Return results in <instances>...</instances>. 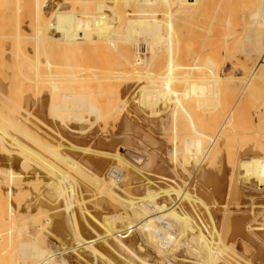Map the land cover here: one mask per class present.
<instances>
[{
  "label": "bare ground",
  "instance_id": "bare-ground-1",
  "mask_svg": "<svg viewBox=\"0 0 264 264\" xmlns=\"http://www.w3.org/2000/svg\"><path fill=\"white\" fill-rule=\"evenodd\" d=\"M103 49L110 51L115 59L111 76L97 74ZM102 79L112 80L119 94L132 100L130 105L121 99L112 110L118 115L119 110L121 113L130 106L126 109L129 120L126 118L128 123L124 122L118 142L126 139L122 135L132 128L138 110L153 114L155 119L165 112L173 118L181 113L192 129V140L187 142L186 156L179 166L165 162L164 145H159L149 149L144 172V167H140L144 156L130 150L129 138L120 142L127 149L101 158V164L107 167L97 179V193L108 199V202L102 200L103 203L110 200L122 210L113 217L105 213V218L95 223L88 219L94 216L81 206L85 201L74 192L79 188L82 192L81 182L79 185L76 181L84 172L78 173L77 179L78 175L71 177L72 173L66 172L40 173L45 176L43 186L47 188L42 189L47 196L51 185L57 187L59 180L61 183L68 175L65 181L68 192H63L67 203L57 206L60 212L53 213V225L59 231L69 232L68 238L81 247V254L74 256L76 262L85 257L82 253L89 252L90 258H94L90 264H127L128 261L131 264L133 257L131 262L125 260L124 247L145 243L147 250L133 258L138 263H150L153 255L152 263L159 264L164 257L175 259L180 253L202 264H264V0H0V96L2 88L25 91V95L26 90H44L40 101L44 105L62 88L81 86L90 90ZM217 80H224L227 100L214 114L211 100ZM13 95L9 101L17 103ZM63 100L72 106V111L82 102L69 96ZM87 107L76 112L87 111L88 115L78 114L75 118L73 115L71 120L89 122V115L97 111L92 105ZM63 118L62 121L66 120ZM100 118L97 115L95 120ZM75 126L66 124L62 132L78 138L81 131ZM1 131L2 135L7 134ZM113 159L118 165L108 164ZM219 180L227 181L226 186H216L221 184ZM141 184L143 187L138 189ZM249 186L259 194L247 191L245 187ZM209 187L217 193L209 192ZM57 188L62 192L60 189L67 187ZM7 192L5 196L11 197L19 195L21 190L17 189V194ZM41 193L36 195L43 203L45 194L40 200ZM174 198L179 200L180 205L176 203L179 211L174 208ZM227 198L232 201L214 202ZM48 202L50 206L52 202ZM37 203L36 200V204L35 201L24 204L36 210L41 204ZM75 204L77 211L73 208ZM23 210L20 213L25 215L34 212ZM113 221L120 225L111 226ZM129 231L133 233L130 235ZM37 246L24 242L20 245V264H57L56 259L69 264L59 253Z\"/></svg>",
  "mask_w": 264,
  "mask_h": 264
},
{
  "label": "rangeland",
  "instance_id": "rangeland-1",
  "mask_svg": "<svg viewBox=\"0 0 264 264\" xmlns=\"http://www.w3.org/2000/svg\"><path fill=\"white\" fill-rule=\"evenodd\" d=\"M101 54H102V60L98 61L99 64L101 63V67H100L97 74H98V76H106V75L111 76L113 74V69L115 66V59L112 57V53H110V51H107L105 49L102 50ZM29 90H31V89H29ZM33 90H35V89H33ZM6 91H9V90L2 88L1 89V96H0V106H1L0 107V114H1L0 115L1 116L0 121L2 120V123L0 122V125H1V127L6 128V129H2L0 127V138H2V139H0V141H1L0 142V172L2 171L0 173V193L5 192L6 188H8L10 186L14 187V189L18 187L17 188L18 191L20 192V190H21V192H20V194H19L20 196H19L15 192L17 189L12 190V188L10 187L9 188L10 190H8V189L6 190V192L11 191V192H14L17 194V195H15L13 193V195H15V196H11V197L10 196L8 197V195H6L8 197V199L9 198L12 199V201L14 203L10 199L9 200L7 199V197L5 196L6 192L4 195H3V193L0 194V196H1L0 197V199H1V203H0V263H2V264H13V261H14V264H16V263L20 264L21 263L22 260L20 261L21 257L19 254L20 252L18 253V251H20V249H21L20 245L23 242L38 245L37 246L38 249H49L53 253H57V254L59 253L61 255L62 259H64V261L69 263V264L79 263V262H76V257H77L76 253H78L79 255L81 254V247H77L78 245H74L75 243L72 242L68 238L69 232H64L61 230L59 231L53 225L54 220H55V218H54L55 214H53V213L58 212V211L60 212V210H58V207H63V205L67 203L65 193L68 192V190L66 191V189H68L69 187L66 186L65 181L68 178V175H67L66 179L64 178V180L63 179L61 180L62 181L61 183H60V180L57 183V185H58L57 187H59V189L61 187H67V188H64L65 190L63 188H61L60 191H62V192H59V190H57L58 188L56 186H54L52 188V185H51V188H50L51 190L50 189L48 190L49 195L47 196L44 192L45 190L42 189L44 187L43 185H46V184H44V182H43L45 176L43 178V174H42V176L40 175L41 172L48 173L49 171H52V172H59V173L60 172L72 173L71 177L78 175V176H75V178L79 177L78 173L84 172L85 175H82V176L80 175L81 176L80 178H78V179L76 178L77 179L76 184L77 183L79 184L81 182L80 184H81L82 192L80 191V188H79L80 184L78 185L79 190L76 189V190H74V192L76 193V195L78 194L77 196H80L78 199H80L82 197L81 200L83 199V202L85 201L84 203H81V206L83 207L84 211H88L92 214V216H94V218H91V217L89 218V216H88V219L92 223H95V222L102 221L105 218V213L110 214L113 217L117 213H119L120 210H122V208L119 205H117L115 202H112L110 200H109V203H107L109 205H107L106 203H103V201L108 202L107 201L108 199L106 200V199H104V197H102V196L100 197V194L97 193V192H99L97 190V179H98L100 173H103V168L105 170L107 167L104 165V163L101 164V161H102V159L109 157V155L118 154V152H120V153L122 152V149H127L128 146H126L123 143H120L121 141L122 142H124L125 140L127 141L129 138V142H130L129 146H131V148H132V149L130 148V150H132V151L135 150V153L139 154L140 157L144 156L143 158H141L142 163L140 164V167L143 168L145 166L144 165L145 160L149 156V154H148L150 151L149 149L151 147L158 148L159 145H164V149L162 152H163L165 162L168 165L179 166V164L182 163V157L186 156V150H185L186 144H187V142H190L192 140V129L184 121L183 115L181 113H176L175 117L173 118L172 115L169 114V112L168 113L165 112V113H162L161 116L157 117V119H155L153 114L145 113L142 110H138L134 113L135 122L132 124V128H130V130H128V131L126 130L125 136H124V134L122 135V138H126V139H124V140L122 139L120 142H118L117 137L121 136L120 134L122 133L121 131H123L124 122L128 123L127 119H128V116H130V114L128 113L127 110L130 108L129 104L132 105V103H131L132 100H129L127 98V95L119 94V89H117L116 85L114 84V82L112 80L108 81V80L102 79L101 81L96 82V84L90 90H87L81 86H77V87L72 88V89L71 88L70 89L62 88L59 90V92H55V94L52 95V97H53L52 101L45 103L44 105L40 102L42 97H43V91L44 90L40 91V90L36 89L35 91H32V92L26 90L27 96L24 94L25 91L24 92L22 91V93H19L15 90H11L12 92L9 91L10 93H7ZM13 91H14V93H13ZM37 91H40V93H38ZM15 92H17V94ZM5 94L8 95L7 99H6L7 96ZM15 94L18 98L15 96ZM226 94H227V88H226L224 80H217L213 84V98L211 100L212 112L214 114H216L219 111V109L222 108L223 102L225 100H227ZM9 95H10V97H9ZM12 95H13V98H16V100L18 99L17 103L19 104V106L14 100H12V102H10L12 99L11 98ZM49 96H51V95H49ZM64 96H69L72 99H81L82 102L79 103L78 107H75V109L72 111V106L70 104H66L64 102V100H63ZM1 97L3 98V100L5 102H3ZM27 97H29L28 100H27ZM160 98H162V97H160ZM121 99L126 101V103H129V102L130 103L128 104L129 107L125 103V107L126 106L127 107L124 108L123 110L121 109L122 110L121 113H119L120 112V110H119L118 115H117L112 110L117 105L118 101ZM9 102L11 104H9ZM37 102H39V104H37ZM2 105H7V106L3 107ZM89 105L94 106L96 108V111H97L95 115H89L90 116L89 122H86V121H84L85 123L78 122L79 123L78 124V123H76V121H77L76 119H75L76 121L71 120L73 117L75 118V116L78 114H80L81 116L82 115L83 116L88 115L87 111L86 112L85 111L76 112V111L81 110V109L86 110L88 108L87 106H89ZM51 106H57L58 109L53 110L52 108H50ZM6 107H8V108H6ZM9 107L11 110H9ZM13 107H14V109H13ZM117 111H118V109L116 110V112ZM125 112H126V114L128 113L127 117L125 116ZM114 113L117 116H115ZM110 114H111V116H109ZM97 115L101 118L98 120H95ZM56 116H58V117H56ZM59 116H60V118H59ZM67 116L70 119H67ZM71 116H73V117H71ZM62 117H64L63 119H66V120L62 121ZM102 117H104V119ZM17 118H18V120H16ZM17 122H18V124H17ZM62 123L64 125L69 124V126L71 125L72 127L77 124V126H75L74 128H76L78 131H81L78 133L83 134V135H80V137H79V134H78V138H72V137L66 136L65 133L62 132V129L65 130V128H63L64 125ZM13 127H15V128H13ZM173 127H175V128H173ZM19 129H21L22 131ZM1 130H4V132L7 133V134L5 133L6 135L3 134L4 138L2 135L3 132ZM83 130H84L85 134L82 133ZM135 131L140 132L141 134L137 133ZM58 133L60 135L62 134L61 137L58 135ZM135 133L137 135H135ZM8 136H10V138ZM6 137H8V138H6ZM130 137H132V138H130ZM12 141H15V142H12ZM66 141H68V142H66ZM140 141H142L144 144L143 145L140 144L141 143ZM11 142H12V144H11ZM109 142L112 144L110 145ZM16 146H18V147H16ZM19 146H20V148H19ZM143 146H145V147H143ZM262 151L264 152V150H262ZM106 154H107V157H106ZM143 161H144V163H143ZM10 162H13V163H10ZM74 163L76 164V166L72 165ZM10 164H12V165H10ZM108 164L114 165V166L118 165L117 161H114V159H113V161H108ZM7 165H8V167H7ZM100 165H102L103 167L102 166L100 167ZM143 171L146 172L145 167L143 168ZM122 172L124 173V171H122ZM3 173H4V175H3ZM11 173H12V175H11ZM14 173H17L16 175L17 176L19 175V176L17 177ZM35 173H36L37 177L35 176ZM163 173H164V175H166L167 172L164 171ZM39 175H40V177H38ZM12 178H13V180L14 179L16 180L19 178L18 179L19 181L18 180H16V181H18L20 184L18 182H16L15 180L13 181ZM76 179H74V180H76ZM7 180H9V181L7 182ZM219 182H221V184H217L216 186H218V185H220V186L223 185L224 187L226 186L227 181L219 180ZM16 183H18L17 184L18 186L16 185ZM82 183H83V185H82ZM60 184H61V186H60ZM152 184L154 186H161L158 183H152ZM142 187H143L142 184H141V186H139V185L137 186L138 189H140ZM249 187H245L247 189V191H249L251 193H258L259 194V191H256L253 187H250V188ZM157 188L161 189V187H157ZM214 188H218V187H214ZM24 189H25V192H24ZM37 189H38V191L42 189L41 191H43L45 196L40 191L38 192ZM83 189H84V192H86V193L83 192ZM210 189H207V190L209 192H212V194L217 193V192H214L215 190L213 188L211 190ZM53 190L58 191V193L57 192L55 193V191H53ZM91 190H92V192H91ZM64 191H65V193H63ZM87 191H89V192L87 193ZM168 191H170V189H168ZM38 193H39V195H40V193L42 194L40 196L41 197L40 200H42V197L44 196L46 199L45 200L43 198L44 202L49 201L48 204H50V201H51L52 204H50V206H48L46 204L47 202H45L46 205L44 204V202L41 203L42 201L39 202L38 201L39 195H36ZM60 193L64 194V195L62 196ZM81 193H83L84 195ZM92 193H94V194H92ZM7 194H8V192H7ZM53 194H54V196H53ZM136 194H140V193H136ZM136 194H133V195H136ZM50 195H52V196L50 197ZM171 195H173V194H171ZM3 196H5V197H3ZM35 196H37V199ZM18 198L20 199V201ZM13 199L16 201H14ZM26 199H28V200H26ZM176 199H178V197ZM227 199H226L227 201L222 199L221 201L218 200V201H214V202L215 203L217 202L219 204L220 203L225 204V203L232 201V200H230V198H227ZM2 200H3V202H2ZM21 200H22V202H21ZM32 200L35 201V204H36V200L38 203H41L38 205V208L36 210H34V208L32 210H30V208L27 207L29 202H33ZM173 200H174L173 205L176 206V207L174 206V208L176 209V208H178L180 203H179V200L177 201V200H175V198ZM247 200L249 201L250 198L248 197ZM244 201H246V200H244ZM258 201H260V200H256L255 202H258ZM10 203H13V204L10 205ZM24 203L27 205H25ZM176 203H178L179 205ZM8 205H10V206H8ZM20 205H21V207H19ZM22 205H23V207H22ZM40 206L42 207V209ZM26 207L28 209H26ZM56 207H57V210H53V212H52V209L56 208ZM17 208H19V210H17ZM23 208H24V210H23ZM73 208L76 210L78 208L77 204L73 205ZM25 209L28 211H25ZM22 210L25 211L26 213H28L29 211H32V212L34 211V212L33 213L29 212L30 214L28 213L25 215L24 212L20 213ZM177 210L179 211V208ZM234 211L235 210H233V211L230 210V212H234ZM14 213H16V214L13 215ZM30 215H31V217H30ZM23 221L26 223H24ZM47 221H49V223ZM51 221H52V223H51ZM21 222H23V224L27 227H25ZM14 223L16 225H14ZM118 223H120V222H118ZM118 223H114V221H113V224L111 223L110 225L111 226H116V225L118 226V225H120ZM11 224L13 225L12 229H11V226H12ZM19 224L20 225L22 224V225L19 226ZM29 225H31V226L28 227ZM110 225H109V227H110ZM35 226H38V227H35ZM53 226L57 230L53 229ZM15 227H16V229H14ZM17 227L18 228L20 227L19 228L20 230L25 229V228H28V229L26 230L27 232L23 231V233H24V235H23L22 231L18 230ZM41 228H43V229L41 230ZM15 230L18 232H16ZM13 231H14V233H13ZM25 232H26V234H25ZM131 233H133V232L131 231L130 235H131ZM122 234L125 235L126 233L124 232ZM123 235H121V236H123ZM108 239H110V238H108ZM76 244H78V243H76ZM72 245H74V248L76 250H74V248L71 249ZM15 247H17L18 250ZM126 249H127V251H126ZM141 249H143V250L141 251ZM144 249L147 250V246L145 243H142L141 246H139V244L127 245V247L126 248L124 247V249H123V251L125 250L124 251V254H126L125 256H127V257H124L125 260L127 259V261H128V260H130V257L134 258V257H136V255L139 256L143 251H145ZM15 252H17V253H15ZM178 252H175V254ZM84 254H85V257L81 258L79 260L80 261L79 264H86L89 261H90L89 264L91 262L92 263L94 262V258L93 257H92V259L90 258L92 255H90L89 252L88 253H85V252L82 253V257L84 256ZM175 254H173V256L177 255V254L176 255ZM16 255L18 256V258ZM115 255L116 254H114V256ZM74 256H76V257L74 258ZM12 257H13V259H12ZM115 257H118V256L116 255ZM133 258H132L131 264H136V263L137 264H139V263L144 264L141 262L138 263L139 260L136 261L135 260L136 258L134 260H133ZM152 258H153V255L151 256V259L149 260L150 263H145V264H154V263H152L153 261H151V260H153ZM165 258L171 259V257L166 256V257H164V261L159 263V264H164V262H166V261H167L166 262L167 264H170V263L171 264H191L193 261L194 262L192 264H202L199 261H198L199 262L198 263L193 258H192L193 261L190 260L191 258L188 255H187V257H186V255L183 257L180 253H178V255H177V257H175V259L179 261V259L181 258L180 261H182V262L175 261L174 258H172L171 260L169 259V261H168V259L166 260ZM60 260L61 259H56L55 261L57 262V264H63L62 260L61 261ZM123 261H124V259H123ZM130 262H131V260H130ZM183 262H185V263H183ZM125 263L130 264L129 261L125 262ZM64 264H66V263H64ZM155 264H157V263H155Z\"/></svg>",
  "mask_w": 264,
  "mask_h": 264
}]
</instances>
